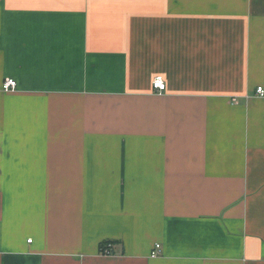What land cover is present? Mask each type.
<instances>
[{"label": "crops", "instance_id": "crops-1", "mask_svg": "<svg viewBox=\"0 0 264 264\" xmlns=\"http://www.w3.org/2000/svg\"><path fill=\"white\" fill-rule=\"evenodd\" d=\"M259 86L264 0H0V264H264Z\"/></svg>", "mask_w": 264, "mask_h": 264}, {"label": "built area", "instance_id": "built-area-1", "mask_svg": "<svg viewBox=\"0 0 264 264\" xmlns=\"http://www.w3.org/2000/svg\"><path fill=\"white\" fill-rule=\"evenodd\" d=\"M3 90L4 91H13L17 88V80L15 78H12V77H8L4 80L3 82ZM153 88L158 92V93H162L166 90L167 88V83L164 79V77L162 75H157L154 80H153ZM257 95L258 96H264V87L262 86H259L257 88ZM32 239H29V242L31 241ZM111 244H107L105 245L103 248H104V252H108V249L110 248ZM157 248L160 246L159 244L156 245ZM158 255V252L155 251L154 253H152V256H157Z\"/></svg>", "mask_w": 264, "mask_h": 264}]
</instances>
